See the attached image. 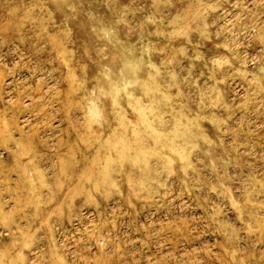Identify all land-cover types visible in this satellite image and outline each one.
<instances>
[{"label": "rangeland", "instance_id": "374dc122", "mask_svg": "<svg viewBox=\"0 0 264 264\" xmlns=\"http://www.w3.org/2000/svg\"><path fill=\"white\" fill-rule=\"evenodd\" d=\"M0 264H264V0H0Z\"/></svg>", "mask_w": 264, "mask_h": 264}]
</instances>
